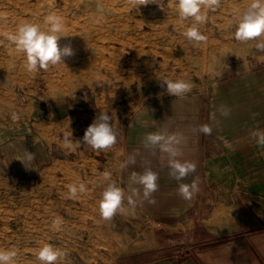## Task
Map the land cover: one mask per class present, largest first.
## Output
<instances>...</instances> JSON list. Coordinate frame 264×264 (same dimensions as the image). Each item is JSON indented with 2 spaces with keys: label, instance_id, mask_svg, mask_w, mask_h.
Wrapping results in <instances>:
<instances>
[{
  "label": "rangeland",
  "instance_id": "rangeland-1",
  "mask_svg": "<svg viewBox=\"0 0 264 264\" xmlns=\"http://www.w3.org/2000/svg\"><path fill=\"white\" fill-rule=\"evenodd\" d=\"M98 3L105 9L102 19H97ZM169 9L170 0L150 9L145 5L132 9L126 0H0V13L5 14L0 18V249L17 250L16 264H39L35 250L45 243L66 251L57 264H147L164 255L168 261L184 257L186 249L201 253L211 247L224 252L217 261L211 259L215 264H240L239 237L246 234L257 240L256 246L249 241L251 249L264 252V198L240 202L242 209L235 213L226 211L227 216L232 212L247 218L244 228L231 236L206 240L210 233L200 220L195 242L177 234L159 241L160 229L151 227L152 248L143 258L132 253L133 231L143 227L123 226L118 213L111 220L102 219L100 198L91 189L78 199L66 198L68 186L79 185V178L64 179L61 138L45 142L49 162L34 165L33 170L18 171L9 155L15 145L31 142L36 106L58 108L62 114L64 110L85 112L88 105L89 111H107L111 121L112 116L121 121L123 114L143 101L171 97L163 80L180 78L193 85L189 93L204 95L217 88L224 74L264 73V51L256 48L261 57L236 55L230 51L233 34L213 33L207 24L199 25L208 39L196 45L183 34L168 33L165 13ZM53 12L63 17L66 28L67 37L60 43L71 41L76 54L65 65L29 73L23 55L14 51L6 34L22 22L43 30L45 16ZM256 42H264V35ZM225 68L232 71L224 73ZM12 113L18 119H12ZM60 121L49 120L47 134L61 133ZM58 216L63 218L62 230L55 231L51 225ZM139 217L136 212L132 219Z\"/></svg>",
  "mask_w": 264,
  "mask_h": 264
},
{
  "label": "crops",
  "instance_id": "crops-1",
  "mask_svg": "<svg viewBox=\"0 0 264 264\" xmlns=\"http://www.w3.org/2000/svg\"><path fill=\"white\" fill-rule=\"evenodd\" d=\"M164 1L166 0H153L154 4L145 5V8H156L157 4ZM174 2L175 0H170L171 9L165 10V15L169 19L167 31L181 36L183 31L190 27L192 20L181 25ZM250 2L251 0H221L218 9L208 12L209 20L206 24L210 32L234 36L239 15ZM258 38L239 42L233 37V42L230 41V45L233 44L230 51L236 52V55L255 53L257 57H261L262 53L256 49ZM231 71V68L223 70L224 73ZM262 71L254 74H224L217 88L210 93L204 95L187 93L180 97L151 99L128 110L125 116L124 114L121 116V121L117 116L115 118L112 116L111 122L117 133V142L113 147L103 151H94L90 146L78 142L82 140L85 129L101 110L89 111L91 107L87 105L85 112L64 110L61 114L58 108L36 106L29 137L31 142L15 145L14 151L9 155L18 171L33 170L34 165L39 167L49 162L45 142L61 138L63 143L64 137L68 135L73 141V147L71 149L62 147L64 179L79 178V184L83 183L99 198L108 183L114 182L122 188L125 192L124 207L127 214L118 212V215L121 214L119 220L123 226L143 227L133 231L132 239L136 244L132 253L142 254L143 258V254L152 248L151 227L160 229L159 241L163 238L170 239L169 235L177 234L189 238L187 242H195L194 236L198 232L196 227L199 226L200 220V225L206 227L210 233L206 240L231 236L244 228L247 218H242L240 214V217H237L232 212L227 216L226 211L234 209L235 213V210L242 209L240 202L246 200L257 202V199L264 198ZM60 118L61 133L54 136L47 134L49 120ZM204 125L212 129L211 134L199 131ZM148 133L179 134L182 140L179 145L181 155L178 158L182 162L195 164V172L180 181L173 179L169 174L167 154L161 152L158 147L146 148L143 145V139ZM25 150L34 154L32 169H25L18 160L24 156ZM129 157L135 158V164L121 168V163L127 161ZM147 169L158 176V189L152 195L154 202L143 199L141 186L129 184V177L133 172L143 173ZM104 172L111 173L110 181L104 180ZM194 180L198 185V192L191 200L182 199L177 194L179 185L181 183L191 185ZM134 190H140L141 195H133ZM130 195L135 201L134 208L128 205ZM136 212L140 217L134 220L132 217ZM214 214L218 216L214 217L215 220H210ZM138 231L140 232L136 233ZM162 233L165 237H161ZM248 237L247 234L239 237L242 248L238 252L239 263L264 264V252L253 251L249 243L251 241L256 246V238L253 240L249 237L248 240ZM219 249L211 247L201 253L197 252L198 249H186L182 251L184 257L175 256L174 260L168 261V257L164 255L147 264H215L224 254ZM205 253L207 255L203 256ZM208 254H212L213 257Z\"/></svg>",
  "mask_w": 264,
  "mask_h": 264
},
{
  "label": "clouds",
  "instance_id": "clouds-1",
  "mask_svg": "<svg viewBox=\"0 0 264 264\" xmlns=\"http://www.w3.org/2000/svg\"><path fill=\"white\" fill-rule=\"evenodd\" d=\"M126 4L132 9H138L141 5L154 3L153 0H126ZM220 5L221 0H175L174 8L181 25L189 19L192 20V26L183 31V36L188 42L196 45L207 42L208 37L202 34L198 26L205 25L209 20L208 12H214ZM96 12L97 19H102L105 12L102 3L96 5ZM4 15L0 13V18H3ZM44 24L46 27L42 30L37 24L22 22L16 26L13 33L6 34L10 46H14V51L23 55V66L29 73L47 71L50 66L65 65V61L76 54L71 41L60 43L61 38L67 37L64 35L66 28L62 16L54 12L50 13L45 16ZM235 29L234 37L239 42H248L264 35V0H251L249 6L240 13ZM256 48L264 51V42L257 43ZM161 82L162 86H166L165 90L171 97L183 96L189 93L193 87L191 83L184 80L166 79ZM224 114L226 115L227 111ZM12 119H18L16 113H12ZM199 131L211 134L212 129L204 125ZM181 140L182 137L179 134L161 133H148L143 139V145L146 148L158 147L161 152L167 154L169 174L177 181L196 170L195 164L182 162L178 158L181 155L179 151ZM78 142L90 146L94 151H103L113 147L117 142V133L113 128L110 114L107 111H100L85 129L82 140ZM62 147L65 149L73 147V141L68 135L64 137ZM34 159V154L27 150H25L24 156L18 158L25 169H32ZM129 164H135L134 157H129L127 161L121 163L120 167L126 168ZM103 178L105 181H110L111 173L104 172ZM157 180V174L147 169L143 173L133 172L129 177V184L141 186L143 199L154 202L152 195L158 189ZM198 190V185L194 180L191 185L181 183L177 194L182 199L191 200ZM86 191L87 188L83 183L71 184L68 186L66 198L78 199L79 194ZM133 195H141V191L134 190ZM124 198L125 192L122 188L114 182L108 183L98 202L101 218L111 220L118 212L127 211L124 207ZM128 205L133 208L135 206L131 195L128 197ZM62 223L63 218L58 216L52 221L51 227L55 231H60ZM17 255L15 249H0V264H16ZM66 255L65 250L50 243H45L35 250V258L39 264H57L58 261H63Z\"/></svg>",
  "mask_w": 264,
  "mask_h": 264
}]
</instances>
